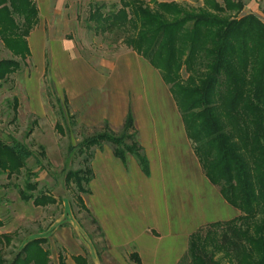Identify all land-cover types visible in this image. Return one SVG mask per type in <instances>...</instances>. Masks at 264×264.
Segmentation results:
<instances>
[{"label":"trees","instance_id":"trees-1","mask_svg":"<svg viewBox=\"0 0 264 264\" xmlns=\"http://www.w3.org/2000/svg\"><path fill=\"white\" fill-rule=\"evenodd\" d=\"M242 5L211 0L201 8L158 0H117L93 4L87 22L100 35H121L124 45L143 57L168 87L207 180L238 211L231 221L205 226L193 233L182 261L187 264H264V22L240 16ZM38 23L34 0H0V42L13 57L0 61V89L30 56L27 38ZM14 101V109L17 103ZM16 116V115H15ZM102 133L80 143L84 162L108 144L115 158L132 156L148 175L129 113L122 129ZM84 152L83 154H85ZM33 153L21 143L0 140V173L19 177ZM31 173L20 199L35 207L55 204L48 193L37 192ZM90 166L68 172L66 184L88 194ZM34 193H37L35 195ZM77 201L82 204L78 197ZM3 223L0 221V228ZM5 245L10 238L0 235ZM46 239L27 242L10 260L0 264H54ZM135 258V257H134ZM133 258V259H134ZM78 264H85L76 258ZM57 264H66L59 257Z\"/></svg>","mask_w":264,"mask_h":264},{"label":"crops","instance_id":"crops-1","mask_svg":"<svg viewBox=\"0 0 264 264\" xmlns=\"http://www.w3.org/2000/svg\"><path fill=\"white\" fill-rule=\"evenodd\" d=\"M113 1L117 0H34L38 23L27 38L31 58L39 61L40 48L47 46L51 47L48 52L54 62L57 54L52 47L59 44L67 56L62 68L63 93L79 122L84 126L104 122L109 129L120 131L130 113L138 144L148 161L145 175L132 156L123 162L115 158L108 144L95 150L90 163L93 178L87 211L111 247L102 254L90 247L85 253H63L59 257L66 264H78L76 258L85 264H116L117 249L125 247L130 249L126 254L133 264H180L193 233L211 224L231 221L238 211L205 177L177 106L158 71L132 51L106 59L85 57L76 49L70 32L72 8ZM158 1L201 8L211 0ZM230 1L242 5L241 16L264 18V0ZM214 2L223 6V0ZM85 23L79 30L91 31V24ZM64 31L68 33L61 37ZM82 38L85 46L84 34ZM64 231H57L54 238L60 235L70 248L72 242Z\"/></svg>","mask_w":264,"mask_h":264},{"label":"rangeland","instance_id":"rangeland-1","mask_svg":"<svg viewBox=\"0 0 264 264\" xmlns=\"http://www.w3.org/2000/svg\"><path fill=\"white\" fill-rule=\"evenodd\" d=\"M116 3L113 1L106 5ZM88 12L90 8L87 6H74L69 13L70 32L76 49L83 56L107 59L131 51L124 45L121 35H100L93 30H79L86 24L89 15L85 16V13ZM83 34L86 37L85 46L81 41ZM40 49L39 61L31 56L24 61L16 58L19 70L9 76L0 89V140L7 144L15 140L33 153V158L27 161L19 177L8 179L6 174L0 173V221L3 223L0 235L10 238L9 245L0 239V254L10 261L27 242L45 237L48 242L44 247L50 253L51 262L57 263L60 255L85 253L90 247L102 254L111 247L104 231L87 211L92 193H77L73 184L65 182L68 172L90 166L91 162H84L88 153L84 150L83 153H86H82L80 143L96 133H102L105 123L84 126L79 122L77 114L69 106L67 95L63 93L62 68L66 54L62 53L59 44L54 45L52 50L57 59L51 62L48 52L51 47ZM12 58L0 42V61ZM109 130L114 133L119 131ZM27 170L31 173L29 182L37 185V192L48 193L55 199V204L41 208L20 199L18 190H22L28 180ZM82 187L84 190L91 189L89 185L85 187L83 184ZM78 197L82 204L77 201ZM62 229L66 232V239L72 242L70 248L63 244L60 235L54 238L56 232ZM126 250L130 251L125 247L117 249L119 254L114 256L116 264H133ZM180 264L187 263L183 260Z\"/></svg>","mask_w":264,"mask_h":264},{"label":"built area","instance_id":"built-area-1","mask_svg":"<svg viewBox=\"0 0 264 264\" xmlns=\"http://www.w3.org/2000/svg\"><path fill=\"white\" fill-rule=\"evenodd\" d=\"M261 20H262V22H264V18H262Z\"/></svg>","mask_w":264,"mask_h":264}]
</instances>
